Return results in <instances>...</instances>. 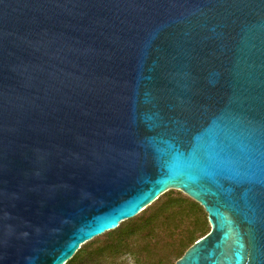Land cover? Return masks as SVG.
Here are the masks:
<instances>
[{
	"label": "water",
	"instance_id": "obj_1",
	"mask_svg": "<svg viewBox=\"0 0 264 264\" xmlns=\"http://www.w3.org/2000/svg\"><path fill=\"white\" fill-rule=\"evenodd\" d=\"M175 264H264V0H0V264H66L169 191Z\"/></svg>",
	"mask_w": 264,
	"mask_h": 264
},
{
	"label": "rangeland",
	"instance_id": "obj_2",
	"mask_svg": "<svg viewBox=\"0 0 264 264\" xmlns=\"http://www.w3.org/2000/svg\"><path fill=\"white\" fill-rule=\"evenodd\" d=\"M190 201L193 200L184 193L172 190L150 208L149 212L157 218L155 225L158 238L156 245L143 255L142 262L174 264L192 238L196 239L202 236L204 231L210 230L207 217L200 208L192 207ZM89 249L85 246L80 255L85 258L90 253ZM78 264L85 262L80 260ZM126 264L135 263L131 258H127Z\"/></svg>",
	"mask_w": 264,
	"mask_h": 264
},
{
	"label": "trees",
	"instance_id": "obj_3",
	"mask_svg": "<svg viewBox=\"0 0 264 264\" xmlns=\"http://www.w3.org/2000/svg\"><path fill=\"white\" fill-rule=\"evenodd\" d=\"M166 194L158 198L152 205L136 217L120 223L115 230L109 231L81 246L74 257L66 264H78L80 260L85 262V264H126L127 258H131L135 264H152V262L148 261L142 262L143 255L156 245L155 241L158 238V232L156 231L157 227L155 225L157 218L152 215L149 210ZM190 205L194 208H200L204 216L207 217L204 209L196 202L190 201ZM209 231V229L204 231L202 236L196 239L192 238L188 247H186L177 260H179L197 240L208 234ZM85 246L90 248V253L83 258L82 255H80V251ZM87 252L88 250L85 254Z\"/></svg>",
	"mask_w": 264,
	"mask_h": 264
}]
</instances>
